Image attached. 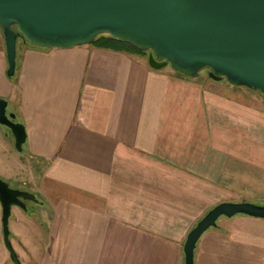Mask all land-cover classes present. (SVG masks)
Masks as SVG:
<instances>
[{
	"label": "crops",
	"instance_id": "1",
	"mask_svg": "<svg viewBox=\"0 0 264 264\" xmlns=\"http://www.w3.org/2000/svg\"><path fill=\"white\" fill-rule=\"evenodd\" d=\"M147 54L20 41L9 79L0 39V97L33 164L19 156L0 169L37 197L11 208L21 264H184L187 233L208 209L264 204V93L155 69ZM0 264H12L1 205ZM193 264H264V220L219 216Z\"/></svg>",
	"mask_w": 264,
	"mask_h": 264
},
{
	"label": "water",
	"instance_id": "2",
	"mask_svg": "<svg viewBox=\"0 0 264 264\" xmlns=\"http://www.w3.org/2000/svg\"><path fill=\"white\" fill-rule=\"evenodd\" d=\"M0 28L7 61L6 75L16 64V41L46 48H70L91 43L95 36L110 37L148 51L155 69L196 77L207 70L212 80L264 93V0H0ZM0 124L7 126L20 152L25 127L7 111L0 97ZM35 195L10 187L0 177L3 242L12 264H21L10 238L13 206L26 210ZM244 214L264 220V204L219 202L208 209L187 233L184 264H193L202 232L215 226L219 216Z\"/></svg>",
	"mask_w": 264,
	"mask_h": 264
},
{
	"label": "rangeland",
	"instance_id": "3",
	"mask_svg": "<svg viewBox=\"0 0 264 264\" xmlns=\"http://www.w3.org/2000/svg\"><path fill=\"white\" fill-rule=\"evenodd\" d=\"M2 38H3V35H2L1 28H0V39H2ZM198 75L199 76L203 75V77H205L206 79H208L210 81H223L224 83H226L225 80H212V79H210L207 76V70L206 69H201L199 71ZM241 90L242 91H247V92L253 91L254 93H258L259 92L257 90L251 89V88H245L244 86L241 87ZM260 93H262V92H260ZM7 111L9 112L8 107H7ZM24 149H25L24 145H23L22 151H20V152H18L15 149V147H14V138H13V135H12L10 129L7 126H4V125L0 124V162H2L4 165H8L9 163H13L14 157H16V159H17V157L22 156L20 160H21V163L25 162V165H24L25 167H27L28 165L33 166V164H30L29 161H24V156H25ZM16 161L18 162V159ZM16 166L15 165H11L13 171L17 170ZM16 173H17V171H16ZM0 177L3 180H5L10 187H15V183L12 180H8V179H6L3 176L2 169H0Z\"/></svg>",
	"mask_w": 264,
	"mask_h": 264
},
{
	"label": "trees",
	"instance_id": "4",
	"mask_svg": "<svg viewBox=\"0 0 264 264\" xmlns=\"http://www.w3.org/2000/svg\"><path fill=\"white\" fill-rule=\"evenodd\" d=\"M20 41H24L23 37H18L17 41H16V46ZM105 43V44H111V45H118V46H126L129 47L130 49H132L133 51H136L138 53H147V51H143L141 49L136 48L135 46L126 43V42H122L119 40H116L112 37H110L107 33H102V34H98L97 36H95L94 40L91 43ZM30 44V43H29ZM32 45V44H31ZM15 76V72L12 76L8 77L9 79H13Z\"/></svg>",
	"mask_w": 264,
	"mask_h": 264
}]
</instances>
